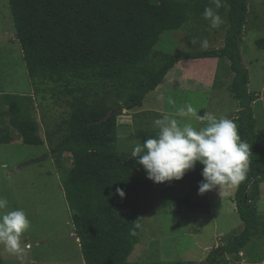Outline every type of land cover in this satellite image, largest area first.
I'll use <instances>...</instances> for the list:
<instances>
[{
	"label": "trees",
	"instance_id": "trees-1",
	"mask_svg": "<svg viewBox=\"0 0 264 264\" xmlns=\"http://www.w3.org/2000/svg\"><path fill=\"white\" fill-rule=\"evenodd\" d=\"M8 2L15 40L33 86L60 85L70 97L71 113L62 127L66 133L55 144L51 140L50 153L63 169L66 198L85 264H138L129 259L141 241L146 212L142 199L159 201L160 209L150 211L155 214L211 212L209 191L204 195L198 191L203 165L198 163L181 180L155 183L132 152L124 150L119 122L120 109L142 107L176 64L210 58L230 63L234 73L230 89L240 105L238 131L252 154L246 179L234 197L244 230L214 248L204 264H243L247 258L244 264H262L264 219L258 203L264 183V137L253 108L258 96L250 91L249 69L241 61L251 0H221L223 6L216 11L228 21L221 49L177 54L156 49L162 36L179 31L190 21L207 23L202 14L205 7L215 9L211 0ZM258 44L264 48V41ZM1 103L5 110L0 112V145L17 140L12 130L26 145L46 144L34 117L35 96L3 94ZM141 136V144L151 138L145 130ZM65 153L72 155L69 169L61 161ZM117 189L124 190L125 197ZM142 195L150 196L141 199ZM138 219L141 228L133 236L130 230ZM157 257L146 264H169Z\"/></svg>",
	"mask_w": 264,
	"mask_h": 264
},
{
	"label": "rangeland",
	"instance_id": "rangeland-1",
	"mask_svg": "<svg viewBox=\"0 0 264 264\" xmlns=\"http://www.w3.org/2000/svg\"><path fill=\"white\" fill-rule=\"evenodd\" d=\"M221 17L225 23L219 29H212L209 21L205 24L190 21L179 31L163 35L156 49L171 54L219 50L224 46L228 27V21ZM15 39L9 2L0 0V112L5 110L1 103L3 94L35 96L34 117L40 123V133L46 142L44 146L26 145L12 130L17 140L0 145V196L9 202L6 210L23 209L31 221L22 237L23 242L30 245L24 264H85L66 198L63 169L56 166L50 153L51 140L55 144L66 133L62 127L71 113L70 97L60 85L33 86L22 49ZM205 39L208 46L202 47L201 41ZM260 41H264V0H251L241 43V61L249 69L250 89L259 97L254 112L264 122V48L259 46ZM233 78L226 59H197L176 64L163 84L147 95L142 107L133 111L120 109L123 112L119 118L120 140L124 150L132 152L141 144L143 130L149 132L151 138L155 137L159 130L153 122L164 114L181 124L189 122L194 128L202 127L206 122L197 120L196 116L176 115L177 109L187 104L196 108L200 117L205 113L217 118L227 117L238 128L240 105L230 89ZM161 94L165 96L162 102L156 99ZM168 96L175 100V106L167 103ZM61 161L64 168L69 169L72 155L65 153ZM237 189L238 186L226 189L221 195L218 187L209 191V214L150 213L160 209V203H155L152 197L142 199L150 196L142 195L146 212L142 217L141 241L130 262L146 264L158 255L161 261L169 264H204L214 248L226 244L244 230L234 202ZM262 189L264 191V183ZM260 203L263 204L259 213L264 219V197ZM0 264H19V260L0 247Z\"/></svg>",
	"mask_w": 264,
	"mask_h": 264
},
{
	"label": "clouds",
	"instance_id": "clouds-1",
	"mask_svg": "<svg viewBox=\"0 0 264 264\" xmlns=\"http://www.w3.org/2000/svg\"><path fill=\"white\" fill-rule=\"evenodd\" d=\"M211 4L215 5V9L205 7L202 15L212 29H219L225 21L216 9L223 5L221 0H211ZM201 46L207 47L208 41H201ZM156 99L162 102L165 96L161 94ZM167 103L175 106L171 96L167 97ZM197 112L196 108L187 104L179 107L176 115L184 118L196 116L197 120L205 121L199 128H194L189 122L181 124L168 114L155 119L154 126L159 130L157 135L147 138L143 144H137L131 156L143 166L147 178L157 184L181 180L199 163L203 165L199 194L204 195L218 187L221 195L226 189L235 188L246 179L251 147L242 140L233 120L217 118L212 113L200 117ZM117 194L121 198L126 195L122 189H117ZM8 204V200L0 196V247L17 256L19 264H24V256L30 245L25 244L22 237L30 228L31 221L23 209L6 210ZM139 221L136 220L130 230L133 236L141 228Z\"/></svg>",
	"mask_w": 264,
	"mask_h": 264
},
{
	"label": "crops",
	"instance_id": "crops-1",
	"mask_svg": "<svg viewBox=\"0 0 264 264\" xmlns=\"http://www.w3.org/2000/svg\"><path fill=\"white\" fill-rule=\"evenodd\" d=\"M201 60H209V59H201ZM250 84H251V81H250ZM249 88H250V85H249ZM250 91H251V89H250ZM252 92V91H251ZM259 98V97H258ZM257 98V99H258ZM254 106H255V104H254ZM239 112H240V110H239ZM258 117V116H257ZM258 120H259V131L261 132V134L263 135V137H264V122H263V120L261 121V119L258 117ZM263 190V189H262ZM263 197H264V191H262V196H261V198H260V201H262V199H263ZM260 201H259V206H261L263 203H260ZM245 263V261L243 262V264ZM262 264H264V261L262 262Z\"/></svg>",
	"mask_w": 264,
	"mask_h": 264
},
{
	"label": "water",
	"instance_id": "water-1",
	"mask_svg": "<svg viewBox=\"0 0 264 264\" xmlns=\"http://www.w3.org/2000/svg\"><path fill=\"white\" fill-rule=\"evenodd\" d=\"M50 155H48V157H49Z\"/></svg>",
	"mask_w": 264,
	"mask_h": 264
}]
</instances>
